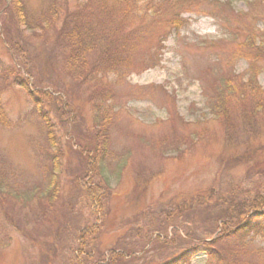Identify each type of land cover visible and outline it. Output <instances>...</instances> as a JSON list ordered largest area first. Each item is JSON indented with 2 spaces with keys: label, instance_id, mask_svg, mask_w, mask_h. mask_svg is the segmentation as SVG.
<instances>
[{
  "label": "rangeland",
  "instance_id": "374dc122",
  "mask_svg": "<svg viewBox=\"0 0 264 264\" xmlns=\"http://www.w3.org/2000/svg\"><path fill=\"white\" fill-rule=\"evenodd\" d=\"M49 1L26 0L32 13ZM184 1L151 0L145 18L140 16L145 2L140 3L134 7L135 19L127 16L124 26L116 29L123 39L135 35L131 37L139 47L137 42L130 53L135 66L127 80L117 86L118 80L109 75L118 112L114 117L113 100L105 122L110 149L102 173L96 175L106 197L101 228L90 237L95 260L112 248L139 257L148 254L146 264L165 258L168 254H155V238L164 239L172 230L157 231L163 209L213 189L211 202L203 197L200 206L185 212L194 213L198 225L189 221L183 229L201 239L199 252L188 264H218L203 247L227 223L216 219L219 213L231 204L240 207L253 195L264 197V0H219L230 2L232 8L225 10L206 1V10L181 9L187 20L175 28L168 21L170 11H180L174 5ZM6 2L0 0V65L24 70L26 53L9 48L4 36V27L10 29L15 22L4 10ZM76 3L69 0V7ZM116 11L114 28L121 23ZM30 33L27 30L26 37ZM250 35L262 46L248 49ZM18 39L22 43V37ZM34 48L38 52L29 60L36 68L32 82L53 93L60 85L77 115L64 109L62 116L48 111L54 127L52 148L27 92L0 77V102L9 121L0 123V264H72L76 230L95 220L75 181L86 170L85 149L80 147L88 142L84 137L88 140L93 131L103 130L97 128L96 113L86 101L89 89L65 74L52 41L45 46L35 41ZM155 52L158 56L151 60ZM207 67L210 75L202 78ZM50 154H58L56 172ZM238 212L235 209L231 219ZM245 237L242 246L221 256L224 263L264 264V231ZM227 243L234 244L228 239L220 244Z\"/></svg>",
  "mask_w": 264,
  "mask_h": 264
},
{
  "label": "trees",
  "instance_id": "16d2710c",
  "mask_svg": "<svg viewBox=\"0 0 264 264\" xmlns=\"http://www.w3.org/2000/svg\"><path fill=\"white\" fill-rule=\"evenodd\" d=\"M77 3L74 8L69 7V0H50L39 13L30 12L26 0H7L4 5V10L8 9L13 15L15 22L14 27L7 25L4 27V36L9 48L15 51L23 52L27 57L26 62L23 63L24 70L14 67H3L0 65V77L6 84H14L23 88L31 100L33 101L36 114L44 122L46 131L48 133L50 147L53 148L52 141L54 127L51 122L49 110L56 112L62 116L66 110L68 114H73L76 109L73 106V101H67L65 95L68 91L64 90L60 85H56L55 92L46 89L37 83L35 80L34 71L35 65L30 63L31 55H36L38 51L35 50V41H41L42 45L52 41L57 53L62 59L63 70L66 75L71 77L79 87H87L89 89L87 103L91 109L96 113V126L101 131H93L92 136H88V140L84 137L87 143L81 145L80 149L84 153L86 170L82 178H76V184L84 193L85 200L89 205L91 213L95 220L87 224L86 227L78 228L75 232L77 244L74 249V256L72 264H146L145 256L139 257L135 252L125 250L124 252L118 248L108 250L107 255L98 261L95 260V252L90 247L92 240L90 239L94 233H97L101 228L103 213L105 210L106 188L104 184L96 178V175L102 173L103 161L107 157V150L110 149L109 135L105 127V122L110 120L112 102L114 100V117L115 101L117 99V91L114 86V91L109 89V75H114L118 80L117 86L121 81L127 80L128 75L134 71V61L130 55L135 50L139 41L133 37L135 35L127 34L125 39L118 35L116 29H121L124 26L127 16H133L135 19L134 7L140 3H144L145 13L140 15L145 18L147 11L151 8V0H75ZM215 4L219 9L225 10L232 8L230 2L224 4L219 0H186L180 5L175 4L174 8L180 11L173 13L170 11L169 23L175 28L181 27L187 19L181 17L182 12L194 11L195 8H202L205 2ZM163 2L159 3L160 5ZM167 6L171 5L170 2ZM162 8V6L157 5ZM153 7V12L155 11ZM121 14L120 24L114 28V14L116 10ZM182 9V12H181ZM213 11L218 12L215 8ZM206 10V9H204ZM116 11V12H115ZM14 30L19 33L18 36L12 35L9 31ZM27 30H32L29 38L26 37ZM22 37V43L18 37ZM127 37V38H126ZM53 38L52 40H50ZM122 40L123 42H121ZM19 46H15L18 44ZM162 40L159 41V46L162 48ZM257 37L250 35L245 43L249 49H258L262 43L257 44ZM26 47V50L24 48ZM154 56H158L155 52L151 55V60ZM250 59V57L248 58ZM31 61V60H30ZM152 62V61H151ZM1 63V61H0ZM136 63V62H135ZM152 64V63H150ZM148 66V65H147ZM146 67V66H145ZM208 68V67H207ZM207 68L202 72V78L210 75V69ZM255 72V71H254ZM26 75V76H25ZM50 87V85H47ZM57 92V93H56ZM1 93V92H0ZM59 108H58V107ZM259 109H257L258 111ZM117 114V113H116ZM75 117L77 114H73ZM0 123L9 125L7 116L3 111L2 103L0 102ZM101 126H100V125ZM103 124V125H102ZM99 125V126H98ZM92 138V140L89 139ZM75 141V140H74ZM81 139L79 140V142ZM78 142V143H79ZM77 143V142H76ZM91 144V146L88 145ZM81 144H83L81 142ZM88 149V150H86ZM49 151L47 154L49 155ZM51 156L53 154H50ZM58 154L52 157V171L58 170ZM101 166V167H100ZM105 177V176H104ZM3 186V185H2ZM2 186L0 192L2 191ZM213 189L198 193L183 200L182 204H178L174 209H163V215L157 221V227L160 232L168 231L172 228L171 234L166 235L164 239L157 236L156 241V255L168 254L165 258L152 264H188L190 258L199 252L200 237L194 235L191 230L184 231V225H188L190 221L197 226L195 214H186V210H193L201 205V199L204 197L206 201H212ZM210 191V192H209ZM207 192H209L207 194ZM55 195V192H54ZM264 197L258 198L255 195L243 201L240 207L233 204L227 208H223L219 213L217 220L225 219L226 226L222 227L221 233L213 240L205 243L203 247L210 257L218 262V264H235L233 261L223 262L221 256L229 255L231 251L236 250L240 244L244 242L245 235L251 231H264ZM239 208L238 217L232 218L229 216L235 209ZM199 213L198 209L195 211ZM18 218V217H17ZM13 218L11 221H14ZM15 223V222H14ZM216 228V227H215ZM212 226L208 229L215 231ZM96 239V235L94 236ZM228 239L234 244L227 243L220 244L222 240ZM197 243H190V242ZM240 244V245H239ZM155 250V248H154ZM228 257V256H227ZM151 264V263H150Z\"/></svg>",
  "mask_w": 264,
  "mask_h": 264
}]
</instances>
